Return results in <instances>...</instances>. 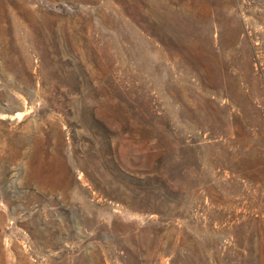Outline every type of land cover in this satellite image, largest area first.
I'll return each mask as SVG.
<instances>
[{
  "label": "rangeland",
  "instance_id": "rangeland-1",
  "mask_svg": "<svg viewBox=\"0 0 264 264\" xmlns=\"http://www.w3.org/2000/svg\"><path fill=\"white\" fill-rule=\"evenodd\" d=\"M0 264H264V0H0Z\"/></svg>",
  "mask_w": 264,
  "mask_h": 264
}]
</instances>
